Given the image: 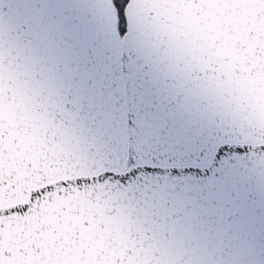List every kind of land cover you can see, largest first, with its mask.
<instances>
[{"label": "water", "instance_id": "95a60500", "mask_svg": "<svg viewBox=\"0 0 264 264\" xmlns=\"http://www.w3.org/2000/svg\"><path fill=\"white\" fill-rule=\"evenodd\" d=\"M0 0V264H264V0Z\"/></svg>", "mask_w": 264, "mask_h": 264}, {"label": "trees", "instance_id": "16d2710c", "mask_svg": "<svg viewBox=\"0 0 264 264\" xmlns=\"http://www.w3.org/2000/svg\"><path fill=\"white\" fill-rule=\"evenodd\" d=\"M127 0H113V4L116 8V16L118 18V29L120 33L124 32L125 23L123 17V8L126 4Z\"/></svg>", "mask_w": 264, "mask_h": 264}]
</instances>
